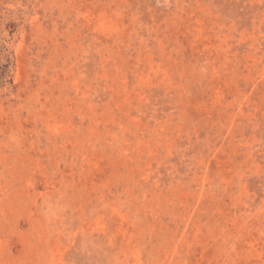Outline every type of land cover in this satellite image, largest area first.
I'll return each mask as SVG.
<instances>
[{"label": "rangeland", "instance_id": "rangeland-1", "mask_svg": "<svg viewBox=\"0 0 264 264\" xmlns=\"http://www.w3.org/2000/svg\"><path fill=\"white\" fill-rule=\"evenodd\" d=\"M0 264H264V0H0Z\"/></svg>", "mask_w": 264, "mask_h": 264}]
</instances>
